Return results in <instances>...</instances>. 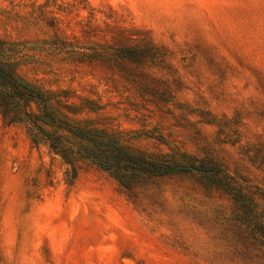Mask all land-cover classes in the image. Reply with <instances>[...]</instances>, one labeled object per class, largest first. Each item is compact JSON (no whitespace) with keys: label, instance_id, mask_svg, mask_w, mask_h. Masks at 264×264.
Instances as JSON below:
<instances>
[{"label":"rangeland","instance_id":"rangeland-1","mask_svg":"<svg viewBox=\"0 0 264 264\" xmlns=\"http://www.w3.org/2000/svg\"><path fill=\"white\" fill-rule=\"evenodd\" d=\"M121 26L158 58L120 65ZM0 47L50 111L132 151L210 155L245 194L71 165L42 104L0 78V264H264V0H0Z\"/></svg>","mask_w":264,"mask_h":264},{"label":"trees","instance_id":"trees-1","mask_svg":"<svg viewBox=\"0 0 264 264\" xmlns=\"http://www.w3.org/2000/svg\"><path fill=\"white\" fill-rule=\"evenodd\" d=\"M118 41V46L110 55H116L120 65L132 62L133 66L138 68L150 59L156 60L160 53L154 39L143 33H127L123 26L119 27ZM124 41L136 45H128ZM2 52L0 47V78L5 82V86L19 90L24 95L32 93V97L42 104L45 115L52 123L57 124L62 132L49 134L41 125L38 126L39 132L51 142L52 147L64 152L63 157L67 163L75 165L78 158L89 159L116 177L126 188H131L135 180L140 178L149 179L196 171L212 179L214 186L223 193L233 195L235 198H242L245 195L237 187L239 175L231 176L226 166L210 155L201 159L184 153L180 158L176 155H147L126 147L122 133L119 131L109 132L106 129L83 125L58 111L55 114L49 110L50 107L55 106L52 104V98L33 89H23V85L18 81L7 61L3 59ZM165 142L171 146L168 141ZM242 179L247 180L244 177ZM248 205L251 206V203Z\"/></svg>","mask_w":264,"mask_h":264}]
</instances>
